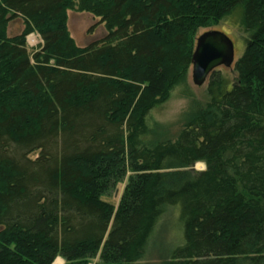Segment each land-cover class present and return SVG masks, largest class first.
Here are the masks:
<instances>
[{"label":"trees","instance_id":"obj_1","mask_svg":"<svg viewBox=\"0 0 264 264\" xmlns=\"http://www.w3.org/2000/svg\"><path fill=\"white\" fill-rule=\"evenodd\" d=\"M70 10L107 34L79 46ZM231 18L235 75L212 71L177 136L149 140L151 112L192 96L200 29ZM167 208L166 264H264V0H0V264H144Z\"/></svg>","mask_w":264,"mask_h":264},{"label":"rangeland","instance_id":"obj_2","mask_svg":"<svg viewBox=\"0 0 264 264\" xmlns=\"http://www.w3.org/2000/svg\"><path fill=\"white\" fill-rule=\"evenodd\" d=\"M68 14L70 33L79 46H86L91 41L101 39L107 34L104 24L93 14L72 10ZM23 27L22 19L16 18L10 22L8 34H18L23 30ZM212 29L225 32L233 40L235 61H237L244 52L245 43L244 34L236 24L235 19L225 20L212 28L200 29L199 35ZM27 42L30 47L35 48L41 43V38L37 33H32L27 37ZM217 69L222 70L227 75H235L234 65L231 67L220 66ZM206 87L207 82L201 86L194 84L191 69L186 88L192 93V96L183 95V86L178 87L164 105L151 112L149 140L155 142L166 138H175L187 120L191 101L193 99L203 101L206 95ZM31 155L34 157L37 153L35 152ZM192 168L195 171H201L206 168V165L204 162H198ZM122 187L120 186L117 191L113 192L110 200L115 202L118 199ZM179 216L180 214L173 208H167L166 213L156 225L155 232L148 243L144 264H166L167 250L178 246L182 242L183 233L181 232ZM64 264H67L65 260Z\"/></svg>","mask_w":264,"mask_h":264},{"label":"water","instance_id":"obj_3","mask_svg":"<svg viewBox=\"0 0 264 264\" xmlns=\"http://www.w3.org/2000/svg\"><path fill=\"white\" fill-rule=\"evenodd\" d=\"M235 45L223 31L207 30L197 37L192 59V78L197 86L205 84L212 71L235 64Z\"/></svg>","mask_w":264,"mask_h":264},{"label":"bare ground","instance_id":"obj_4","mask_svg":"<svg viewBox=\"0 0 264 264\" xmlns=\"http://www.w3.org/2000/svg\"><path fill=\"white\" fill-rule=\"evenodd\" d=\"M53 264H64V260L62 258H57Z\"/></svg>","mask_w":264,"mask_h":264},{"label":"crops","instance_id":"obj_5","mask_svg":"<svg viewBox=\"0 0 264 264\" xmlns=\"http://www.w3.org/2000/svg\"><path fill=\"white\" fill-rule=\"evenodd\" d=\"M41 42H42V40H41Z\"/></svg>","mask_w":264,"mask_h":264}]
</instances>
